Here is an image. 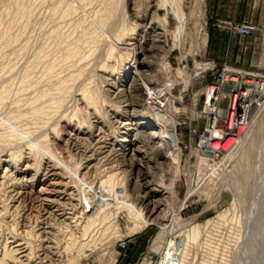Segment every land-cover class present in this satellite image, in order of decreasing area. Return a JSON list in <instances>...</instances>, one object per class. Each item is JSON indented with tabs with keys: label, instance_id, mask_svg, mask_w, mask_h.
Segmentation results:
<instances>
[{
	"label": "rangeland",
	"instance_id": "obj_1",
	"mask_svg": "<svg viewBox=\"0 0 264 264\" xmlns=\"http://www.w3.org/2000/svg\"><path fill=\"white\" fill-rule=\"evenodd\" d=\"M180 2L186 14L181 47L172 33L177 19L161 0H0V264H257L264 197L251 200L249 191L264 178V122L255 125L251 115L247 137L257 130L249 171L237 173L240 188L231 181L237 154L227 162L223 148L210 156L200 142L207 128H225L233 93L261 81L238 75L236 89L226 91L234 80L222 72L264 74V0ZM229 23L253 28L243 35ZM134 43L150 55L154 81L169 89L162 102L175 115L171 138L179 152L131 166L115 138L127 114L131 121L130 107L135 117L143 108L139 78L128 88L130 74L121 78L123 63L134 65ZM221 83L219 100H211L218 107L214 119L205 114L207 90ZM92 92L100 97L98 109L88 101ZM260 92L251 93L261 100ZM240 120L231 134L244 128ZM111 172L125 179L128 199L89 211L90 202L102 199L99 180ZM133 179L145 185L144 198L159 200L168 224L154 248L161 225L135 201ZM244 217L245 229L235 224ZM126 237L131 241L122 249ZM234 241L243 253L234 252Z\"/></svg>",
	"mask_w": 264,
	"mask_h": 264
},
{
	"label": "bare ground",
	"instance_id": "obj_2",
	"mask_svg": "<svg viewBox=\"0 0 264 264\" xmlns=\"http://www.w3.org/2000/svg\"><path fill=\"white\" fill-rule=\"evenodd\" d=\"M161 4H163V6L164 5L169 6L170 11L173 13L174 17L177 19L176 27L172 33H173L174 39L177 41V43H175V44H178L181 47L183 42H184L183 38L186 37V36H184L185 30H186V28H185V26H186L185 15L186 14H185L182 6H181V2H180V0H161ZM109 14H110V11L108 10V14L106 13V15H104V16H108ZM138 45L140 47V44L134 43L132 49H130L131 54H132V61H133L134 65H132V63L130 65L123 63L124 64L123 68H122L123 73L121 74V78H125L128 74H130V78H129L130 81L127 84H125L126 85L125 87H127V88L129 86L130 82H133L134 79L137 80L139 78L138 80L141 81V83H140L141 85H139L140 92H138V94L140 93L141 96L140 97H139V95L137 96L143 105V108L140 112L141 117L140 116L135 117L134 113L136 112V110H134L133 107H130L129 114L131 115V117H130L131 121L128 119L129 115L127 114L126 115L127 120H124V121L120 122V124H119V128L121 129V135L118 136L117 138H115L116 141L118 142L119 146L122 149V155L125 157H128L129 165L131 164V166L134 164V162H137L140 160H144L145 162L147 160H152L155 163L156 162L160 163L161 162L160 156H163V155L168 156L172 151H174V154L177 155L179 152V148L177 146L175 138H171V136L174 134V128L176 125L175 115L172 114L171 110H169L167 108V106H164L165 103L162 102V99H163L162 95L168 94L169 89H167V87H164V85L159 83V81H154L155 76H156V72L150 66V60H152V59H147L150 57V55H149V57L144 55V52H142V49H136V47ZM153 61H154V59H153ZM126 63H128V62H126ZM202 67H204V65L198 64V63L196 64V68H202ZM183 78L185 80H187V78H189L188 74L186 72L183 73ZM231 79H233L234 81H231V82H229V84H227V85H229V87H227L228 89H226V88L224 89L223 83H221V84L215 85L213 87L211 86L207 90L208 91L207 92V99H208L209 103H207L206 107H205V114L206 115L213 114L214 115L213 118L215 119V113L217 112L218 107L215 105L216 102H214V103L212 102L213 101L212 98L217 100L220 97L219 94H217V93L219 90H221V87L224 90L228 91V90L238 86L237 82H236L237 78H231ZM251 80H252V78H251ZM257 81L258 82L254 81L256 83V86L260 89V91L263 92L264 91V79L261 78V81H259V80H257ZM134 88H136V87H134ZM119 90H120V88H119ZM121 90H122V88H121ZM123 90L126 91L125 89H123ZM109 91H110V89H109ZM126 94L128 97H132L131 91H128ZM119 95L120 94H118V96ZM123 95H125V93ZM166 98H168V97H166ZM238 99H240L238 94H236V96L232 95L231 104H232V107H234L232 113L236 114L238 110H243L242 114H243V117L245 120L244 128L239 133H237V135L231 134L232 132L227 133L226 130H223V129L220 130V128L219 129L215 128V127L207 128L205 133L202 135L203 138L201 139V142H200L201 143L200 147L202 148V153L203 152H205V154L208 153L210 156L211 155L212 156L217 155L218 151H220L219 149L223 148L226 152L224 154H226L225 156H226L227 162H230L235 157V155L237 154V157H239V158L237 159V161L233 164V166L231 168V172H232L231 173V179H232L231 181L235 180V186L233 184H231V185L234 186L235 188H240L239 179L237 176V173H239V170L249 171V170H247L248 167H246V166L248 165V161H249L248 156L251 155L250 153H251L252 145H253L252 141H250V140H251V137L254 135V133H256L257 127L254 126V129H253L254 131H252L253 133L251 132V137H247L248 131H249L248 128L253 123H255V125H257V126L258 125L260 126L261 123L263 124V122H264V98L261 100L260 99L250 100L248 103L243 104L242 108H240L239 105L237 104ZM88 101L90 103L94 104L95 109L99 108L100 97H97L95 92L88 93ZM168 106L170 107V103ZM139 109H140V107H139ZM126 111H124V112L126 113ZM138 112L139 111L137 110V114H138ZM232 113L230 116L229 115L230 113L228 112L229 118L231 117L229 120L230 122L232 119ZM253 113H255L254 117H255V115H257V116L253 119V123H252L251 115ZM214 119L212 120V122H214ZM222 132L225 133V135H223L220 138L219 133H222ZM227 134H229V136L226 137ZM224 136L226 137L225 140L223 138ZM249 136H250V133H249ZM222 138L224 141L222 140ZM235 147H237V148L239 147L237 151H233V150H235L234 149ZM125 162H127V161H125ZM263 162L264 161H262V163ZM262 169H264V168H262ZM139 174H141V173H139ZM117 175L118 174H116L115 172H111L108 175H106L105 177L103 176L104 178L99 180V187H98L99 192H100L99 197H101L102 199L100 200V202H98L99 200L97 202L95 201L94 202L95 204H92V206L90 205L91 202L89 204V201H87L88 200L87 199L86 201L89 204V207H88L89 211H94L93 208L96 206H98V210L103 211L104 206L107 204V202L109 203L112 201L124 200V197H125V199H128L125 196L127 193L126 192L127 188H126V184H125L126 181H125V179L123 180V179H121V177H118ZM136 175L137 174L134 175L135 178L137 177ZM244 175H246V173ZM248 176H249V174L246 175L245 178H247ZM262 176H264V175H262ZM159 177H161V176H159ZM256 178L260 179V176L256 177ZM153 179L156 180V177L152 178L150 180H153ZM147 182L149 184V181H147ZM145 183L146 182H144V184ZM152 184L155 185V186L151 185L152 190L156 191L158 188V187H156V185L159 186V184H157L155 181ZM263 184H264V178L261 177L259 183L257 185H254L252 187L251 191H249V196H250L251 200H253V199L257 200V199L264 197L262 189L260 188V187H262ZM251 186H252V184H251ZM144 187H145V185H143L142 182L138 181V179H133V181H132V192L136 193L133 195L135 201L140 202V207H141V204H144L145 207H149L150 214H148V217L153 215L152 217H149V218L152 221H155L156 223H159L161 225L160 231L154 237L152 244L150 245V248H154L156 246V244L159 241L161 242L163 237H165L163 232L165 230V227L168 226V224L166 225L165 222L163 221L164 219L162 217V214L164 212H162L160 215V212L158 211L159 206L157 205V203L159 204V200L158 199H148L147 200L146 198H144L145 194L147 193V191L144 190ZM100 188H102L103 191ZM235 188H233V189H235ZM235 192H236V190H235ZM234 205H235V203H234V201H232L231 207H232L233 211H235ZM88 210H86V211H88ZM95 211H96V209H95ZM222 214L224 215L225 212ZM91 215L94 216L95 213L93 212ZM249 215H253V213H249ZM90 218L91 217L88 216V221L90 220ZM233 219H234V215H233ZM247 222H248V219H247ZM247 222H246V219L244 217L243 221H241L240 219H237L236 223L235 222L234 223L236 225L238 224L240 227L243 226V228L245 229L247 226ZM259 227H260V225H258V229H260ZM84 229H86V228H84ZM199 229H200V227H198V225H195L194 229H192V231H193L192 236L196 237L199 234ZM253 234L257 235V231H253ZM241 236H243V235H241ZM262 241L260 242L258 240L255 242V245L258 246V252H256V254H255L256 255L255 260H257L256 261L257 264H264V239ZM240 247L241 246H239L237 244V241H234L233 247H232L234 252L239 251V250L242 251V248H240ZM260 248H261V250H260ZM259 250H260V252H259ZM244 251H246V250H244ZM241 253H243V251ZM145 262L146 261L144 259L140 264H145Z\"/></svg>",
	"mask_w": 264,
	"mask_h": 264
},
{
	"label": "built area",
	"instance_id": "obj_3",
	"mask_svg": "<svg viewBox=\"0 0 264 264\" xmlns=\"http://www.w3.org/2000/svg\"><path fill=\"white\" fill-rule=\"evenodd\" d=\"M229 26L231 29H234L235 31L239 32L240 34H243V35H248L251 33L252 31V28L253 26H251L250 24H241V25H235V24H231L229 23ZM248 73V74H246ZM238 75L240 76H244V78H264V74L262 73H254V72H244L243 70H239L238 72H233L232 70H230L228 67H226L224 69V71L222 72V78H238ZM247 75V76H246ZM250 82V80H248ZM254 82V81H253ZM234 89V88H233ZM236 89V87H235ZM245 90L244 91H240L239 93H233L234 96H236V94L239 95L240 99H238V102L237 104L239 105L240 108H242V105L243 104H246L244 103L243 101L246 100L245 98H248L249 100H246V101H250V100H255V99H258V98H255L257 96L254 97L253 93V90H256V91H259L260 92V89L256 86V83L254 82V88H251V87H247V88H244ZM261 93V92H260ZM234 107H232V104H231V101H229L228 103V107H227V110L231 116V113L233 111ZM243 110H238L236 114H233L232 113V119H231V122L229 121L230 118L228 116V114L226 113V121H225V128H222L223 130H226V132H232L233 128H234V124L236 123L237 120L241 119L240 121H238L239 123V127L240 126H244L245 125V120H244V117H243ZM221 130V129H220ZM238 133V132H237ZM225 135V133H220V138ZM228 135V134H227ZM235 135H237L235 133ZM229 136V135H228ZM87 208V207H86ZM131 241V239L129 237H126V238H122L119 242V245L122 249H125L127 244Z\"/></svg>",
	"mask_w": 264,
	"mask_h": 264
},
{
	"label": "crops",
	"instance_id": "obj_4",
	"mask_svg": "<svg viewBox=\"0 0 264 264\" xmlns=\"http://www.w3.org/2000/svg\"><path fill=\"white\" fill-rule=\"evenodd\" d=\"M129 251H130V248H127V249H126V252H129Z\"/></svg>",
	"mask_w": 264,
	"mask_h": 264
},
{
	"label": "water",
	"instance_id": "obj_5",
	"mask_svg": "<svg viewBox=\"0 0 264 264\" xmlns=\"http://www.w3.org/2000/svg\"><path fill=\"white\" fill-rule=\"evenodd\" d=\"M225 87H229V85L226 84Z\"/></svg>",
	"mask_w": 264,
	"mask_h": 264
}]
</instances>
